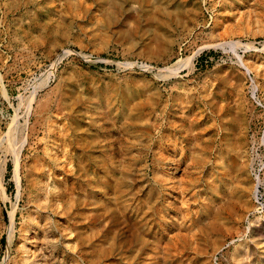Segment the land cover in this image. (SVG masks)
<instances>
[{
    "label": "rangeland",
    "instance_id": "374dc122",
    "mask_svg": "<svg viewBox=\"0 0 264 264\" xmlns=\"http://www.w3.org/2000/svg\"><path fill=\"white\" fill-rule=\"evenodd\" d=\"M259 168L264 0H0V264H264Z\"/></svg>",
    "mask_w": 264,
    "mask_h": 264
},
{
    "label": "bare ground",
    "instance_id": "6f19581e",
    "mask_svg": "<svg viewBox=\"0 0 264 264\" xmlns=\"http://www.w3.org/2000/svg\"><path fill=\"white\" fill-rule=\"evenodd\" d=\"M160 130H161V128H160ZM131 144L132 145H131V147H130L129 150H132L135 147L134 143H131ZM133 160L136 161V159H133ZM131 161H132V159H131ZM133 164H134V162H133ZM102 184L104 185V183H102ZM115 192L119 194V195H117L115 197V201L117 202V204L119 206V210L121 209L122 214H126V212H128V211H130L132 213H136V212H139L140 213L141 212V209L138 206H134L133 204H131L132 203L131 202L132 200L130 198H126V199L123 200L124 197H127L129 195L127 193H124L120 189V187H118V185H117V188H116V191ZM140 244H141V242H140ZM26 264H30V263H26Z\"/></svg>",
    "mask_w": 264,
    "mask_h": 264
},
{
    "label": "built area",
    "instance_id": "2783aa9c",
    "mask_svg": "<svg viewBox=\"0 0 264 264\" xmlns=\"http://www.w3.org/2000/svg\"><path fill=\"white\" fill-rule=\"evenodd\" d=\"M263 168L259 169H252V174L255 177V186H254V195L257 204H260L261 206L258 207L259 211H264V204L260 203V200L262 199V191H264V185L262 183V180L260 178V172H262ZM259 174V175H257Z\"/></svg>",
    "mask_w": 264,
    "mask_h": 264
}]
</instances>
